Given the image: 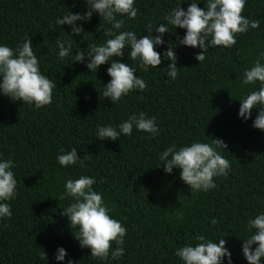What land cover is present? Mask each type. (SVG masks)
<instances>
[{
  "label": "trees",
  "instance_id": "16d2710c",
  "mask_svg": "<svg viewBox=\"0 0 264 264\" xmlns=\"http://www.w3.org/2000/svg\"><path fill=\"white\" fill-rule=\"evenodd\" d=\"M190 2L135 0L139 10L135 20L117 16L125 20L121 31H134L137 37L148 35L144 29L149 23L154 27L163 23L175 33L163 35L164 44L155 49L162 63L147 72L128 57L129 48L123 50V58L113 57L136 68V75L148 85L143 93L134 90L113 104L100 98L103 85L111 80L110 63L95 73L88 70L87 57L84 63L75 62L78 51L87 54L88 45L111 38L104 35L109 23L94 12L91 22H76L84 32L70 37L71 26H56L55 21L69 11L84 14L88 10L84 0H0V45L15 49L30 36L42 73L57 85L53 102L41 109L0 93V160L15 162L12 170L18 182L16 198L0 201L12 209L11 218L0 220V264H68L69 260L183 264L175 251L194 246L197 234L214 242L226 239L232 264H248L242 244L252 233L246 225L249 218L264 212V131L253 127L259 109H253L248 120L239 116V100L259 88L241 81L245 69L264 51V0H247L243 13L250 20L259 19L260 27L237 36L231 49L209 48L201 64L194 58L201 49L177 41L186 30L174 29L163 19L179 4L186 11ZM196 2L206 7V0ZM58 37L72 43V53L64 60L58 56ZM170 44L180 68L175 80L167 76L171 62L163 58ZM141 112L156 118L160 132L155 139L135 126L131 136L121 135L118 141L98 139V127L111 124L119 131L122 122ZM213 138L227 145L218 151L230 161L231 171L227 177L215 178L216 188L191 193L180 178L181 170L166 173L159 156L173 144L178 149L192 142L211 144ZM72 147L78 158H87L83 166L78 162L62 167L56 157ZM80 176L95 178L93 189L113 208L110 215L127 229L125 254L119 259L90 257V249L82 248L74 237L78 227L71 229L68 218L60 214L72 202L60 199L66 180ZM212 219L218 224L212 225ZM61 247L67 256L57 261ZM43 251L47 259L41 258ZM223 264H228L227 257Z\"/></svg>",
  "mask_w": 264,
  "mask_h": 264
},
{
  "label": "clouds",
  "instance_id": "9594fccd",
  "mask_svg": "<svg viewBox=\"0 0 264 264\" xmlns=\"http://www.w3.org/2000/svg\"><path fill=\"white\" fill-rule=\"evenodd\" d=\"M84 2L88 9L84 14H74L69 11V14L64 15L63 18H57L55 25L71 26L70 37L81 35L84 28L76 22H91L95 12L111 25L104 31V35L111 38L100 45H88L87 54L78 51L75 62L84 63L87 57L86 66L90 72L95 73L101 65L110 63L107 74L111 80L103 85L104 90L100 92V98L110 99L113 104L121 102L123 97L134 90L143 93L148 85L144 79L136 75V68L128 63H121L119 59L113 57L123 58L125 55L123 50L129 48L128 57L136 62L137 67L142 71L147 72L149 67L157 68L162 63V57L155 50L156 46L164 44L165 33L171 35L175 31L170 32L163 23L155 27L151 23L146 25L144 30L148 32L147 36L137 37L134 31H121L125 20L117 19V16L135 20L139 11L134 6L135 0H84ZM246 3L247 0H206V7L202 9L198 7L196 0H192L186 11L179 4L163 19L174 29L186 30L183 38L177 37V41L179 45L201 49L194 57L201 64L205 61L209 48L231 49L237 43V36L247 33L249 29L260 27L259 19L250 20L243 15ZM96 31L100 32V28L97 27ZM153 31L158 35L153 36ZM56 45L61 60L71 55L70 39L66 41L58 37ZM163 58L171 62L166 68V74L171 80H175L180 68L177 67V55L172 44L169 45ZM262 61H264V51L259 53L252 66L243 73L242 85L259 84V88L250 91L246 97L239 100V116L248 120L252 116V110L259 109L253 127L264 131V62ZM56 87V83L42 73L30 36H26L24 42L18 44L15 49L0 45V93L14 102L34 104L36 109H41L51 105L53 90ZM134 126L139 131L151 134L153 139L160 132L156 118H149L141 112L139 115L129 116L122 122L118 126L119 131L109 124L98 127L96 135L100 141H118L121 135L131 136ZM218 149H227V145L223 140L216 138L212 139L211 144L192 142L190 146L186 145L178 149L173 144L160 154L159 159L166 173H172L173 168L181 170L180 178L190 187L191 193L208 192L217 187L215 178L227 177L232 167L230 161L222 156ZM61 152L62 154L56 159L62 167L73 166L78 162L83 166L84 159L87 158L85 156L82 159L78 158L75 147L66 152L62 149ZM14 167L15 162L12 159L0 160V201H11L17 196L18 182L12 170ZM94 184H96L95 178L89 176L67 179L60 199L71 198L72 202L60 214L68 218L71 229L78 227L79 231L74 237L82 248L90 249V257H94L97 261H106L109 257L116 260L125 254L124 238L127 229L110 215L113 208L105 203L102 194L93 189ZM11 216L10 204L0 203V220ZM182 217L183 214L180 213L178 218L182 219ZM218 222L217 219H212L210 223L216 225ZM246 227L252 234L243 239V255L248 264H261L264 258V212L257 214L255 218H249ZM194 239L197 241L194 246L188 244L175 251V255L183 261V264H223L225 257L228 258V264H232L226 239L219 238L214 242L204 234H197ZM113 244L117 246L115 249L112 248ZM253 245L258 246L253 249ZM66 256L64 248L57 249L55 256L57 261H64ZM41 258L47 259L44 251ZM68 264L74 262L69 260Z\"/></svg>",
  "mask_w": 264,
  "mask_h": 264
}]
</instances>
